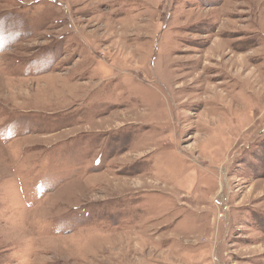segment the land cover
<instances>
[{
    "label": "rangeland",
    "instance_id": "1",
    "mask_svg": "<svg viewBox=\"0 0 264 264\" xmlns=\"http://www.w3.org/2000/svg\"><path fill=\"white\" fill-rule=\"evenodd\" d=\"M0 264H264V0H0Z\"/></svg>",
    "mask_w": 264,
    "mask_h": 264
}]
</instances>
